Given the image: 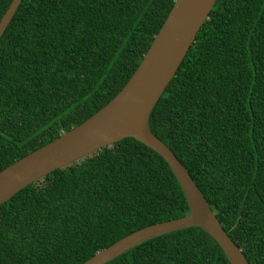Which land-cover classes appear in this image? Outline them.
I'll return each instance as SVG.
<instances>
[{
  "label": "trees",
  "instance_id": "obj_1",
  "mask_svg": "<svg viewBox=\"0 0 264 264\" xmlns=\"http://www.w3.org/2000/svg\"><path fill=\"white\" fill-rule=\"evenodd\" d=\"M12 0H0V19ZM175 0H21L0 37V170L82 123L126 84ZM250 264H264V0H216L149 116ZM174 174L132 137L0 205V264H81L188 213ZM105 264H230L192 226Z\"/></svg>",
  "mask_w": 264,
  "mask_h": 264
},
{
  "label": "water",
  "instance_id": "obj_2",
  "mask_svg": "<svg viewBox=\"0 0 264 264\" xmlns=\"http://www.w3.org/2000/svg\"><path fill=\"white\" fill-rule=\"evenodd\" d=\"M21 0H12L0 19V37ZM216 0H175L138 67L121 90L82 123L0 170V205L20 189L89 153L132 137L167 162L185 196L188 213L153 223L96 251L81 264H105L138 243L178 229L196 226L220 246L230 264H250L222 229L203 193L172 150L156 137L149 116Z\"/></svg>",
  "mask_w": 264,
  "mask_h": 264
}]
</instances>
